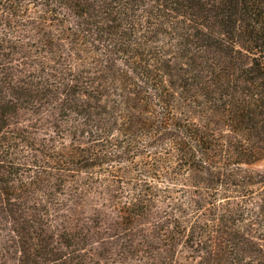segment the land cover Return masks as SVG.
Here are the masks:
<instances>
[{
  "label": "trees",
  "instance_id": "trees-1",
  "mask_svg": "<svg viewBox=\"0 0 264 264\" xmlns=\"http://www.w3.org/2000/svg\"><path fill=\"white\" fill-rule=\"evenodd\" d=\"M262 160L264 0H0V264H264Z\"/></svg>",
  "mask_w": 264,
  "mask_h": 264
},
{
  "label": "rangeland",
  "instance_id": "rangeland-1",
  "mask_svg": "<svg viewBox=\"0 0 264 264\" xmlns=\"http://www.w3.org/2000/svg\"><path fill=\"white\" fill-rule=\"evenodd\" d=\"M258 168L264 170V160H262L259 163ZM81 180L79 181V183L81 185L85 186V182H87V179L84 178V179H81ZM86 193H88V192H86ZM91 196L94 197L95 196L94 193H91ZM106 197H107V201H106L105 204L107 206H109V207H113V202L110 200L111 196L109 198V194H107ZM95 200H91L88 203L87 202H83V201H79V202H77V201L76 202L71 201L69 203V205L63 210V212L65 214H67V215L68 214L72 215V218H74V217H82V216L83 217L91 216V223L95 225L94 227H96L100 231L104 230L105 228L107 230H109L110 229V224L109 223L108 224H105V220L104 219H107L108 218V215H112V213L110 211H108V210H106L107 212L104 213L103 212L104 210H103V211H101V217L98 218V215H93V212L94 211L92 209L93 208L92 205L94 204L93 201H95ZM101 201H102V199H101ZM103 206H104V208H106L105 205H103ZM103 225H105L106 227H104Z\"/></svg>",
  "mask_w": 264,
  "mask_h": 264
}]
</instances>
